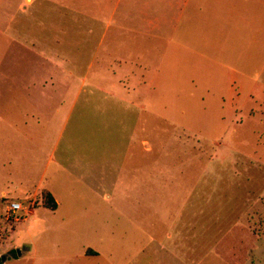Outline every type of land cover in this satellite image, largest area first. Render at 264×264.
Wrapping results in <instances>:
<instances>
[{"label": "rangeland", "instance_id": "1", "mask_svg": "<svg viewBox=\"0 0 264 264\" xmlns=\"http://www.w3.org/2000/svg\"><path fill=\"white\" fill-rule=\"evenodd\" d=\"M126 5L0 0V264H264V78L181 88Z\"/></svg>", "mask_w": 264, "mask_h": 264}, {"label": "crops", "instance_id": "2", "mask_svg": "<svg viewBox=\"0 0 264 264\" xmlns=\"http://www.w3.org/2000/svg\"><path fill=\"white\" fill-rule=\"evenodd\" d=\"M124 8L144 30L169 31L173 81L191 89L190 81L209 74L219 85L204 88L228 97L230 113L252 97L241 101L244 83L264 78V0H139L134 13Z\"/></svg>", "mask_w": 264, "mask_h": 264}, {"label": "trees", "instance_id": "3", "mask_svg": "<svg viewBox=\"0 0 264 264\" xmlns=\"http://www.w3.org/2000/svg\"><path fill=\"white\" fill-rule=\"evenodd\" d=\"M58 201L54 194L49 190L43 191V206L52 210L58 208Z\"/></svg>", "mask_w": 264, "mask_h": 264}, {"label": "built area", "instance_id": "4", "mask_svg": "<svg viewBox=\"0 0 264 264\" xmlns=\"http://www.w3.org/2000/svg\"><path fill=\"white\" fill-rule=\"evenodd\" d=\"M22 205L20 202H12L9 206V209L13 212H16L17 210L21 209Z\"/></svg>", "mask_w": 264, "mask_h": 264}, {"label": "water", "instance_id": "5", "mask_svg": "<svg viewBox=\"0 0 264 264\" xmlns=\"http://www.w3.org/2000/svg\"><path fill=\"white\" fill-rule=\"evenodd\" d=\"M20 252V251H19Z\"/></svg>", "mask_w": 264, "mask_h": 264}]
</instances>
